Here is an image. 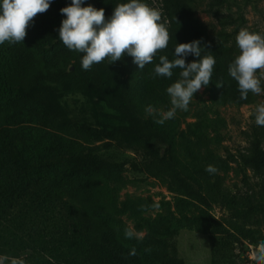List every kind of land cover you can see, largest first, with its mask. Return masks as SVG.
I'll return each instance as SVG.
<instances>
[{"label": "trees", "instance_id": "1", "mask_svg": "<svg viewBox=\"0 0 264 264\" xmlns=\"http://www.w3.org/2000/svg\"><path fill=\"white\" fill-rule=\"evenodd\" d=\"M117 1L85 3L103 8L107 19ZM226 1L211 0L208 11L217 13ZM162 2L171 22L168 46L143 69L123 56L112 65L105 59L82 70L83 54L68 50L53 27H28L23 43L0 46L8 60L0 74V252L6 256L31 251L24 259L31 264H143L99 215L108 199L102 182L127 184L126 169L160 179L176 194L155 216L147 215L156 205L151 197L114 204L145 232L144 243L160 264H188L174 254V239L183 229L210 236L211 264H237L246 243L264 246V201L231 194L224 176L180 157L181 151L202 150L213 156L205 111L186 129L177 115L161 125L145 113L149 105L168 103L166 88L178 78L179 69L172 78L155 76L159 57L173 60L176 43L192 40L201 42L202 55L215 58L209 83L215 102L243 105L254 99L251 92L240 98L228 75L235 48L227 38L209 37L195 18L194 0ZM75 57L70 71L72 64H66ZM94 141H104L103 152L89 150ZM242 160L264 170L261 137L253 138ZM214 204L231 212L230 224L215 216Z\"/></svg>", "mask_w": 264, "mask_h": 264}, {"label": "rangeland", "instance_id": "2", "mask_svg": "<svg viewBox=\"0 0 264 264\" xmlns=\"http://www.w3.org/2000/svg\"><path fill=\"white\" fill-rule=\"evenodd\" d=\"M210 1L194 0L195 18L214 41L220 42L227 38V44L234 46L236 55L239 54V49L236 46L235 38L239 30L246 28L249 31L264 34V0H227L223 6L218 8L217 13L208 11ZM119 2L117 1V3ZM123 2L126 0H121V3ZM145 2L148 6L159 11L160 23L169 32L171 22L165 14L162 0H145ZM69 3L70 0H53L46 12L38 13L33 18L29 27L58 29L63 19L59 10ZM77 59L75 57L68 62L66 68L73 65ZM7 62V58L0 52V74L5 70ZM107 63L109 65L108 61ZM261 86L264 89V78H262ZM0 87H2L1 81ZM212 90V85L202 87L194 94L188 111L178 110L176 115L184 121L181 129H186L187 123L194 122L195 116L200 110L205 111L208 116L206 134L211 140L213 156H209L205 150H202L193 153L181 151L180 157L187 163L215 167L216 173L225 177L226 188L231 194L238 197L251 196L264 201V170L257 172L242 160V155L249 151L251 141L256 135L261 137L264 146V127L255 124V109L257 105L264 104V92L259 95L253 94L254 99L248 104L235 105L215 102ZM170 107L169 100L165 105L154 109L166 112ZM147 117L154 119L148 115ZM88 147L93 152H103L104 141H94ZM125 155L135 156L136 154L126 152ZM123 176L128 180L125 185L115 184L111 181L102 182L107 186L108 199L103 202L99 215L115 227L118 238L126 247L134 249L142 256L143 264H160L154 252L144 243L145 232L136 230L134 221L129 214L117 213L114 204L120 205L128 198L151 197L155 200L156 205L147 215L155 216L164 211V203L172 202L176 194L171 192L160 179L134 173L129 169L124 171ZM212 212L226 224H230L232 221L231 212L221 204H214ZM128 230L132 231V238L125 237V231ZM174 240L176 243L174 254L183 258L188 264H211L209 235L183 229ZM0 248L2 247L0 246ZM248 250L249 246L246 243L245 257L242 256L237 264H254V261L251 262L247 256ZM255 251L258 252V249ZM30 253L31 251L23 252L19 257H13L0 252V264H12L14 261L19 264H31L24 260L31 255Z\"/></svg>", "mask_w": 264, "mask_h": 264}, {"label": "clouds", "instance_id": "3", "mask_svg": "<svg viewBox=\"0 0 264 264\" xmlns=\"http://www.w3.org/2000/svg\"><path fill=\"white\" fill-rule=\"evenodd\" d=\"M53 0H0V45L23 43L26 29L33 18L46 12ZM63 17L57 29L58 37L70 51L82 53L81 68L89 70L105 59L109 65L123 56L132 58L138 69L153 61L158 50L167 48L169 33L162 23L158 10L148 6L144 0H126L117 4L109 18L103 8L86 4L85 0H70L60 8ZM239 54L228 66V75L238 84L240 98L246 100L248 93L259 95L264 78V34L241 29L235 38ZM199 40L176 43L174 59L159 57L154 67L156 77L172 78L173 70L179 69L178 78L166 88L170 109L159 112L151 105L145 113L157 124L173 119L177 111H188L194 94L209 85L215 58L202 55ZM193 56L186 63L185 58ZM259 74V75H258ZM217 87H222L216 84ZM255 124L264 127V104L255 109ZM205 171L214 174L217 170L208 165ZM132 231H125L126 238H132ZM129 255H135L132 249ZM254 264H264V246L253 257Z\"/></svg>", "mask_w": 264, "mask_h": 264}, {"label": "built area", "instance_id": "4", "mask_svg": "<svg viewBox=\"0 0 264 264\" xmlns=\"http://www.w3.org/2000/svg\"><path fill=\"white\" fill-rule=\"evenodd\" d=\"M248 246H249V250L247 251V256L249 257V259L251 260V262H253L254 261L253 260V257L257 254V252L255 250L256 249L259 250V248L262 247V245H259L258 247H256V246H253L252 244H248ZM244 253L242 254L243 257H245Z\"/></svg>", "mask_w": 264, "mask_h": 264}, {"label": "water", "instance_id": "5", "mask_svg": "<svg viewBox=\"0 0 264 264\" xmlns=\"http://www.w3.org/2000/svg\"><path fill=\"white\" fill-rule=\"evenodd\" d=\"M73 70V65L70 66V71Z\"/></svg>", "mask_w": 264, "mask_h": 264}]
</instances>
